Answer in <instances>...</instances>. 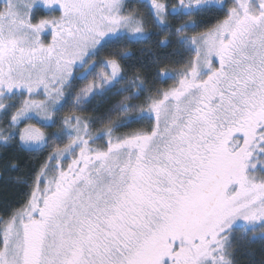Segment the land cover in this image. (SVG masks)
<instances>
[{
  "label": "snow or ice",
  "instance_id": "obj_1",
  "mask_svg": "<svg viewBox=\"0 0 264 264\" xmlns=\"http://www.w3.org/2000/svg\"><path fill=\"white\" fill-rule=\"evenodd\" d=\"M0 181V264H264V0H0Z\"/></svg>",
  "mask_w": 264,
  "mask_h": 264
},
{
  "label": "trees",
  "instance_id": "obj_2",
  "mask_svg": "<svg viewBox=\"0 0 264 264\" xmlns=\"http://www.w3.org/2000/svg\"><path fill=\"white\" fill-rule=\"evenodd\" d=\"M12 199V193L11 190L6 188L2 181H0V202H3L4 200H11ZM260 244L259 242L256 244H253L251 246V250H256L257 255L259 253ZM240 264H247V256L241 255L239 257Z\"/></svg>",
  "mask_w": 264,
  "mask_h": 264
}]
</instances>
